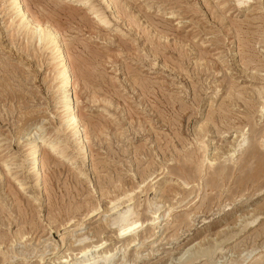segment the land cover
<instances>
[{
	"label": "rangeland",
	"instance_id": "1",
	"mask_svg": "<svg viewBox=\"0 0 264 264\" xmlns=\"http://www.w3.org/2000/svg\"><path fill=\"white\" fill-rule=\"evenodd\" d=\"M10 1L0 264H264V0H21L58 31L78 131L57 48ZM128 207L141 224L120 235L112 220Z\"/></svg>",
	"mask_w": 264,
	"mask_h": 264
},
{
	"label": "bare ground",
	"instance_id": "2",
	"mask_svg": "<svg viewBox=\"0 0 264 264\" xmlns=\"http://www.w3.org/2000/svg\"><path fill=\"white\" fill-rule=\"evenodd\" d=\"M10 7L16 12V16L18 17V20H20V22H22L26 27H29L32 29V32H33L32 35L36 34L37 36H41V38H43V40L41 38L40 39L42 41H45L44 43L47 44L46 48L50 49L52 52H53L54 48L55 49L57 48V51L54 53L53 57L56 58L57 75H58V79L60 82L59 86L61 89L60 91L63 94L62 103H63V107H64V112H65L64 116H65L66 122L68 123L66 127H71V129H76L78 131V126H79V121H80L78 113H76L78 110L74 111L75 107L73 105L71 106V103H70L71 100H70V96L68 93V90H69L68 88L71 86V83H72L71 67H70L68 60L66 59L67 56H65L64 51L61 50L62 42L60 41L58 31L54 27H52L50 24H48V23L43 24L39 20L34 19L32 17V15L30 14V12L28 11V9L21 5V0H11L10 1ZM91 11L93 12L94 16L96 15L99 18V20H101L102 22H107L106 17H104V15H101L97 10L92 8ZM102 25H105V24H102ZM26 32H27V30H26ZM30 34H31V30H30ZM34 38H35V36H34ZM60 42H61V44H60ZM72 101H74V100H72ZM74 105H75V103H74ZM262 109L264 110V107H262ZM28 144H29V147H28L27 156L29 157L30 162L33 165V167L36 168L37 162L39 160L38 151H39L40 144H38L37 141H31V140ZM77 144H79V143H77ZM55 147H56L55 144H51L48 151L52 153V151L54 150ZM80 151H83V150L80 149ZM5 165L7 166V164H5ZM39 168H41V167L39 166ZM35 174H36V179H37L38 169H36ZM129 193H131V192H129ZM126 195L128 196L127 192L123 197H126ZM113 208H115V207H113ZM94 210L95 209H92V210H90V212H93ZM157 211H158V209L154 208L153 212L157 213ZM120 214L121 215H119L117 219L112 220L113 221L112 223L117 225V230H118V233L120 235H124L126 233L131 232V231H134L141 224V222L137 218L134 220H131V216L134 214V211H132V208L129 209V207H128V209H125ZM154 220H155V217H154L152 222H154ZM251 222H249V223H251ZM134 240L135 239L133 238L130 242H132ZM96 246H99V244ZM188 250L184 251V253L180 256L179 261L183 260L184 256L188 252ZM82 252L85 253V248L82 250ZM208 253H211V252H208ZM101 255H103V256H101V259L103 260V264H107L108 262H110L114 256V254H112V253H110V254L105 253V254H101ZM190 255L191 254L189 253V257L191 258ZM195 255L196 254L193 253V256H195ZM201 255H202V253H201ZM185 258L187 260V257H185ZM74 264H95V263H88V262L80 261V262H76Z\"/></svg>",
	"mask_w": 264,
	"mask_h": 264
}]
</instances>
